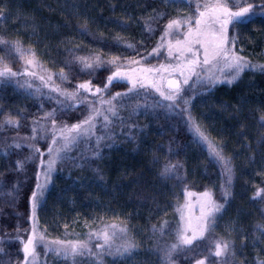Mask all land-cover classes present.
<instances>
[{
    "label": "trees",
    "instance_id": "obj_1",
    "mask_svg": "<svg viewBox=\"0 0 264 264\" xmlns=\"http://www.w3.org/2000/svg\"><path fill=\"white\" fill-rule=\"evenodd\" d=\"M196 2L191 0L190 14ZM247 2L254 5L250 22L230 25L228 35L234 38L240 55L254 65L264 64V0ZM157 14L163 18L149 19ZM179 16L164 0H0V37L9 42L19 40L26 51L34 50L43 67L57 74L53 80L61 88L72 90L85 80L103 87L112 66L105 63L84 69L76 57L99 54L107 61L116 55L124 66L128 57H147L143 62L149 64L154 59L148 55L167 21ZM146 21L154 31L145 28ZM129 43L134 47L128 48ZM0 58L14 71H23L24 61L9 45L0 44ZM61 69L69 77L63 82L58 79ZM28 79L19 77L20 84ZM34 83L33 88L40 85ZM20 84L15 80L0 83V153H8L0 154V264L23 261L17 236L29 230L30 197L39 172L35 157L26 160L33 154L25 142L45 151L42 133L33 141L32 130L34 126L50 127L45 113L59 108L56 100L49 98V90L41 86L43 94H37ZM193 88L185 93L193 97L192 115L231 158L227 197L222 188L227 177L218 164L210 162L206 147L193 142L184 123L186 116L162 108L153 110L151 105L159 97L145 102L126 96L116 102L124 123L113 119L109 128L113 138L102 141L99 148L95 137L88 146L77 145L71 155L83 167L67 162L53 173L36 212L38 231L48 240L84 239L89 229L116 224L117 230L127 229V238L136 247L124 257L105 253L103 264H161L163 249L175 242L180 223L176 209L185 203V192L207 190L224 205L214 231L194 243L195 251L173 253V264H195L196 259L205 257L206 264H257L258 259H264L260 228L264 226V193L256 195L264 189V72L245 69L231 84ZM126 90L123 85L109 88L112 94ZM84 116L82 106L67 115L57 112L58 122L68 124ZM9 118L17 121L18 127L8 125ZM103 131L98 129L97 135ZM14 141L21 147L16 148ZM93 151H99L100 157H94ZM17 161L24 162L23 168L17 167ZM167 162L180 165L178 178L161 176ZM161 225L165 234L154 233L153 226L159 229ZM213 239L229 242L226 255L214 256ZM96 242L93 238V253ZM38 256L39 264H74L72 257L65 259L42 247ZM95 259V255L85 254L77 256L75 264H94Z\"/></svg>",
    "mask_w": 264,
    "mask_h": 264
},
{
    "label": "snow or ice",
    "instance_id": "obj_2",
    "mask_svg": "<svg viewBox=\"0 0 264 264\" xmlns=\"http://www.w3.org/2000/svg\"><path fill=\"white\" fill-rule=\"evenodd\" d=\"M174 4H187L191 6V0H169ZM264 7V5H261ZM254 5L251 2H241L237 0L231 4L230 0H204L203 3L197 0L195 10L189 15L170 18L163 28L159 42L152 48L149 55L159 57L161 49L166 50L167 60L158 66L144 63L147 57L140 59L128 57V67L120 61L121 57L113 55L107 61L99 54L78 56L76 59L83 65L84 69H94L105 63L112 66L111 74L107 77V83L103 87L94 86L91 80H85L76 85L75 89L69 90L61 88L53 80L54 73L43 67L34 50H25L19 40L9 42L0 37V44L9 45L15 53L24 61L23 71H14L9 64L0 58V83L16 81L20 84L19 77H31L38 79L44 88L49 89V98L55 99L59 105L58 109L45 113V121L50 123V127L43 125L39 128L33 127L31 140L35 141L37 136L43 133L42 139L48 140L47 159L45 153L34 143L29 145L39 156V166L41 172L37 173V183L35 190L30 197L31 219L33 221L31 234L27 240H22L23 244V264L35 262L37 249L42 247L45 252H51L57 256L67 259L82 255H95L94 264H103V256L117 255L124 257L130 254L136 247L132 239L127 238V229L120 227L117 230L116 224H105L96 230L89 229L87 237L84 239H52L48 240L44 233H38L36 226V212L40 205L41 198L52 178V174L61 164L71 162L75 167H83L71 152L77 145L84 143L88 146L89 141L95 137L96 147L99 148L102 141L112 139L113 133L109 131L114 118H119L121 124L123 118L118 116L116 103L118 98L123 99L129 93H135L137 97L141 95L140 90H144L143 99H149L148 90L159 96L154 100L151 107L165 109L168 113L186 116L184 123L192 137L194 143L206 147L210 157V162L218 164L222 169V175L227 177L226 185H222L224 195L227 197L228 186L231 185L232 164L231 158L224 154L223 148L214 142L203 126L195 119L191 113L193 97L185 95L186 91H194L193 86L215 87L217 83L227 82L229 84L236 81L245 69H259L264 72V64H252L243 55H240L234 47V38L229 37V26L250 22ZM162 19V14L150 17V20ZM148 31H154L151 23L145 22ZM128 48L134 45L129 43ZM47 73V75H45ZM58 79L63 82L69 77L61 69ZM114 80H126L130 87L127 93L119 92L115 95L106 96L109 85ZM191 82V83H190ZM21 87L26 86L33 89V93L43 94L40 86L33 88L30 80H25ZM185 86H188L187 89ZM50 93H56L52 97ZM32 94V93H30ZM91 97V99H90ZM81 104H87L88 114L83 119H78L75 123L68 124L57 120V112L67 115L72 109ZM102 118L103 134L97 135V123ZM264 120V117H262ZM6 123L17 126L18 122L7 119ZM131 127V126H130ZM131 137V131L127 134ZM16 148L21 147L19 143L13 142ZM8 155L6 151L0 153ZM93 156L99 158L100 152L93 151ZM29 156L26 160L33 159ZM24 162L17 161V167L23 168ZM180 165L167 162L161 168L160 174L165 178H178ZM43 175L44 183H40V176ZM3 185H0L2 188ZM264 193V189H259L257 196ZM11 195V193H9ZM196 196L195 202L188 199ZM185 203L178 205L176 211L180 215V223L175 232V242L163 249L164 255L161 264H173V253L177 251H195L194 243L206 238V234L214 231L218 214L221 213L224 205L213 199L210 191L203 193L185 192ZM167 221H165V224ZM67 228V225H65ZM261 235L264 236V226H260ZM159 231L165 234L164 226L159 229L153 226V232ZM119 233V235H118ZM93 238L96 252L93 253ZM119 239V243H117ZM214 256L221 257L227 254L230 249L228 241L215 240ZM207 257L196 259L195 264H206ZM214 264V262H209ZM257 264H264V259H258Z\"/></svg>",
    "mask_w": 264,
    "mask_h": 264
},
{
    "label": "rangeland",
    "instance_id": "obj_3",
    "mask_svg": "<svg viewBox=\"0 0 264 264\" xmlns=\"http://www.w3.org/2000/svg\"><path fill=\"white\" fill-rule=\"evenodd\" d=\"M164 1H165V3H167L172 9H174L175 12L179 13L181 16L189 15V14H190L189 5H187V4H174V3H170L169 0H164ZM158 42H159V41H158ZM150 53H151V52H150ZM161 53H162V54H161L159 57H156V56H154V55H148L151 59H154V61H151L149 64H150V65L158 66L160 63H164V62H166V60H167V57H166V50H165V49H161ZM128 66H129V65H125V67H128ZM110 74H111V73H110ZM110 74H109V75H110ZM28 78H29L28 80H30V81L32 80V81H31L32 83L36 82V83L40 84V85H37V84H36L35 86H40V87L42 86V85H41V82H40L38 79L31 78V77H28ZM33 81H34V82H33ZM106 83H107V79H106L105 84H106ZM190 83H191V82H190ZM34 84H35V83H34ZM217 84H229V83H227V82L225 81V82L217 83ZM112 85H123V86H126L127 90H128V88L130 87V85L127 83L126 80H114ZM112 85H109L108 90H107V93H106V96L115 95V93L112 94V93L109 91V88H110ZM42 87H43V86H42ZM43 88H44V87H43ZM45 89L49 90L48 88H45ZM127 90H126L125 93H127ZM140 92H141V95H140L139 97H137V96L135 95V93H129L128 96H127V98L130 99V100H132L133 98H137V100H138V99L143 100L144 90H140ZM55 94H56V93H55ZM148 95H149V99H150L152 96L159 97L157 94H155V93L152 92L151 90H148ZM90 99H91V97H90ZM79 106H82V108L84 109V112H85V116H86V115L88 114L87 104H81V105H79ZM85 116H84V117H85ZM102 124H103V121H102V118H101V119L99 120V122L97 123V130H98V129L103 130V129H102ZM97 133H98V132H97ZM43 135H44V134L42 133V136H43ZM43 140H44L45 143H46V150H45V151H42V152L45 153V157H44V158L47 159V144H48L49 141H48V140H45V139H43ZM25 143H26L27 145L33 144V143L29 142V141H26ZM31 151H32L33 157L36 158V160H37V162H38V165H39V159H40V158H39L38 154H36V153L34 152L33 149H31ZM40 172H41V168H40V166H39V172H38V173H40ZM52 175H53V174H52ZM40 183H41V184L44 183V177H43V175L40 176ZM50 183H51V180H50V182L48 183L46 190L48 189ZM46 190H45V192H44L43 197L41 198V202H42V200L44 199V196H45ZM188 199H190V200H192L193 202H195V200L197 199V197H196V196H193V197H190V198H188ZM41 202H40V203H41ZM37 209H38V208H37ZM220 214H221V213L218 214V217L220 216ZM31 215H32V213H31V203H30L29 230H28V231H24V232H22L20 235L17 236V240L19 241V243H20V245H21V250H22V252H23V244L21 243V241H22V240L26 241L28 235L31 234V230H32V224H33V221H32V219H31ZM218 217H217V218H218ZM77 224H78V222H77ZM36 226H37V221H36ZM79 228H80L79 225H77V226H76V229H79ZM37 230H38V229H37ZM38 233H41V232L38 231ZM23 256H24V254H23ZM39 263H40V259H39V256H38V249H37V258H36L34 264H39ZM21 264H23V261H22ZM30 264H33V262L31 261V258H30Z\"/></svg>",
    "mask_w": 264,
    "mask_h": 264
}]
</instances>
